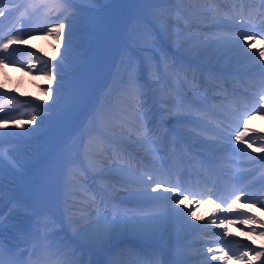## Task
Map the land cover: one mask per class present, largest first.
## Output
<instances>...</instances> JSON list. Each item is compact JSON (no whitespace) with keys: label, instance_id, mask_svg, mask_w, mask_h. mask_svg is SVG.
Segmentation results:
<instances>
[{"label":"bare ground","instance_id":"1","mask_svg":"<svg viewBox=\"0 0 264 264\" xmlns=\"http://www.w3.org/2000/svg\"><path fill=\"white\" fill-rule=\"evenodd\" d=\"M36 2L41 3L46 17L39 19L35 25L24 29L22 35L17 39L22 40L23 43H13L9 45L8 50L13 60L23 61L27 59L28 65L23 71L19 65L3 64L0 66V94H2L0 100L4 102L6 108L5 112H0V118L8 121L6 124H0V134H2L0 135V155L3 156L4 162L9 163L8 165L12 164V172L24 178L23 191L27 186L25 179L29 178L25 171L38 153L44 156L37 171V179L45 182L50 196L55 195L51 210L54 215L63 220L65 228L73 234V237L88 248L80 250V257L82 258H79L78 262L85 264L87 257L96 255L105 259L106 256H112L113 263L118 261L116 252L123 244H126L128 238L138 237L123 233L122 227L129 226L130 223H120L119 220L125 218L115 219L117 225L110 228L103 242L94 241L95 232L100 228L112 225L114 220L112 215L115 212L113 207L130 211L146 204L157 212V220L152 228L154 227L153 231L160 232L161 235V237L159 235L152 237V242L162 241L163 244L166 243L168 251L173 247L201 249L202 251L195 253L197 260L191 264H198L200 256L210 253L209 248L212 249L211 252H215L216 241H226L227 238L231 239L232 243L226 248H230L234 252V257L229 264H264L262 253L258 259H253L256 255L251 250L244 251V248L250 246L248 242H250L251 248L259 247L264 250V240L260 239L261 235H259L258 229L249 224L248 221L244 224L239 223L241 216H237L233 221L234 228L236 227V231L240 233L237 235L229 231L225 222L221 224L220 219H217L229 220L231 213L227 211L220 212L211 207L212 210L209 213L201 212L197 208L201 205L206 207V205L197 202L198 200H189L180 209L182 213H188L187 210L190 209L191 214L175 215L164 207L168 203L167 201L152 200L149 197L137 195L143 189V184L140 182L141 177L146 179L148 175H151L155 181H158L156 169L162 168V166H165V170L162 172L165 175L163 179L165 187L168 184H184L181 183L183 182V174L185 172L190 174V170L194 166L187 161V153L190 150L184 148L182 140L176 137L177 133L192 139L190 140L191 144L196 146V148L194 147L196 151H191L195 160H197L196 157H200L199 152L201 155L211 154L208 155L212 158L210 167L207 168L208 171L224 173L226 176L230 175L229 163H235L236 169H244V173L251 176V173L258 168L264 157V153L254 151V147L240 148L233 156H230L225 148L217 150L213 144L220 145L216 139L218 132L209 125L207 120L200 117L202 108L207 106L211 108L208 96L213 92L218 95L219 102H222L223 105L229 104L227 90L216 87L211 91L206 83H198V80L202 79V71L216 69L217 66L227 68L229 65L231 67L235 64L238 56H241L239 58L240 64L252 65L264 70V59H261L259 54L254 63L248 64V60L253 55L246 53L239 55L238 51L240 50L237 45L230 43L237 30L229 33L226 32L229 31V28H216V22L208 23L210 20L218 19L216 16L222 11V8L219 9L217 0L214 2L212 0H153L152 6L147 11L139 9L136 0H69L71 3L69 5H65L64 0H37ZM230 3L233 2L230 1ZM106 4H126L127 15L141 12L151 24L155 37L153 39L138 38L131 42L132 46L136 47L135 52L138 51L135 59L139 65L140 79L143 81L144 87L135 91L131 89L123 92L120 109L108 110L105 108L109 113L101 118L96 127L100 138L98 139L99 149L90 153L87 151L78 153L77 164L68 171L67 176L70 182L80 185H76L78 190H74L71 194L69 198L71 202L66 203L59 194H56L57 190L55 191L53 185L55 170L49 164L52 163L56 152L53 144L49 145V149L45 148L46 136L50 133V128H53V125H60L64 128L65 136L70 137L79 132L78 130L83 123L89 122L91 110L101 101L102 89L114 69L113 66L116 64L124 37L120 33L119 27L121 25L114 28L110 33H106L103 28H100V35L105 40L104 45L98 54L92 55L82 64H79L74 59V54L71 53L74 48L72 41L67 63L71 64L72 67H76L77 63L83 67L88 66L89 71L92 72L86 81L72 87L65 75L67 68L59 63L63 43L54 34L46 35L45 33L58 23L70 24L71 28L80 29L83 24L82 19L84 20L85 16L78 12L79 7L105 6ZM27 7V2L19 1L14 7V15L21 14ZM263 10L264 0H261L256 13ZM9 11L10 9L5 6L1 12L6 14L0 15V22L8 19L7 13ZM227 11L229 14L231 13L230 9ZM13 19H15L14 16ZM33 20L36 19H31V21ZM244 28L250 34L254 33L253 28L249 25L245 24ZM0 35L2 36L1 43L7 42L8 38L3 36L1 31ZM73 36L77 37V34L75 33ZM251 46H256L260 51L264 49V42L255 40ZM2 51L0 50V52ZM152 56H155L156 60ZM37 59L45 62L42 71L29 72L27 66L36 63ZM50 65L55 66L53 70L62 75L64 80L63 86L60 88L59 100L55 103L45 91V89L57 86L54 80L47 78L50 74ZM39 66L38 64L37 67ZM193 69L196 73L193 72ZM67 90L68 92H66ZM145 90L152 97L154 108L161 112L162 117L170 127V130L166 128L167 132L164 136L161 134L153 136V130L148 129L149 127L144 124L141 117ZM61 93L65 96L63 97ZM200 94H203L204 98ZM14 97L18 100H27L30 104L39 105L41 110L36 109L37 120L32 125L26 123L30 118L28 112L20 115L24 108L8 103ZM85 99H87L88 109L79 114L78 122L73 123L67 115L70 109L65 104H82ZM44 110L49 111V116L46 117L41 113ZM224 110L228 111L227 108ZM22 122L25 125L23 128L19 127ZM233 124H237V121L235 120ZM157 128L164 131L163 127ZM30 129L31 131H29ZM157 139L159 140L157 141ZM242 141L245 142V136H243ZM174 144L177 150L175 156L177 168L174 167L173 153H170V148H174ZM123 149L138 155L141 161L132 158ZM115 159H119L125 164L117 169H115L116 166L112 167V173L106 174L104 168L108 166L111 160ZM8 165L6 164V166ZM97 167L103 168V171H99ZM89 168L96 175H93ZM1 175H6L5 177L12 180L11 175H7L0 168ZM106 176L110 178L105 180L103 177ZM261 180L264 183V175ZM14 187L16 185L12 186V189L9 188L7 183L0 178V209L12 204L11 197L13 195L11 193L13 190H20V188ZM131 189H134V192L128 198L133 201V204L121 206L122 203L118 205L114 201V198L122 197L125 191ZM102 190L111 195V198L106 197L103 201L113 206L106 211L110 216L97 212V206L93 202ZM159 191L163 196L172 195V193L164 191L163 188ZM148 192L152 196L157 195V193L152 192L151 188H148ZM256 203L260 204L259 202ZM242 212L245 213V210ZM213 214L216 215V224L211 223ZM225 217L227 218L225 219ZM11 219L7 223H9V227L16 230L17 222L15 219ZM136 220L137 218L132 217L129 222L136 223ZM82 221H86L89 227H87L86 232L75 230L77 224ZM251 229H256V231L253 232ZM199 230L204 231L203 239L205 238L206 241L204 244H202L203 239L200 241L197 238L200 236L197 235ZM149 232L153 235L151 231ZM243 234L248 239H245ZM146 238L145 235L143 239ZM219 238L220 240H218ZM2 239L0 233V243L3 242ZM91 249L99 250L100 254L91 252ZM148 250L153 252H148L141 247V250H138L135 255L140 260H146L153 264H172L165 259L163 250L151 247ZM202 252L204 253L199 254ZM244 252H247V255L239 259L238 257ZM192 258V255L185 258L189 260L188 264ZM72 259L77 261L76 257H72ZM222 261L221 256H218L212 261V264H222ZM126 262L125 260L124 263ZM137 264L147 263L137 261ZM200 264H204V262Z\"/></svg>","mask_w":264,"mask_h":264},{"label":"rangeland","instance_id":"2","mask_svg":"<svg viewBox=\"0 0 264 264\" xmlns=\"http://www.w3.org/2000/svg\"><path fill=\"white\" fill-rule=\"evenodd\" d=\"M7 1H9V0H2V1H0V3L7 2ZM15 1H18V0H12V3H15ZM149 5H150V0H138V6L139 7H146V6H149ZM2 7H4V5L0 6V12H1V8ZM115 9H116L117 12H116V14H115V16H114V18L112 20L111 25L115 23L116 19H118L119 17H121L125 13L124 12V7L121 4L117 5L115 7ZM107 12L108 11H106L105 14H107ZM88 13H91V15L97 21H99L98 19H100V17H102L101 12L97 11V10L90 9L88 11ZM131 17H133V16H129L128 17L127 23L125 25L126 28H128V29H126L127 34L129 36L137 35V34H145L143 29L147 30V28L143 25V23L140 21V19L139 18H131ZM26 20H27V18L20 19L17 23L15 22V24L8 30H6V28H5L6 25H3L4 23H0V26H1L0 31H2V30L5 31L6 32L5 35L8 36V39L9 38L17 39L21 35V32L23 31L24 23H26L25 26H27V24H28V22ZM34 23L35 22H33L32 24H34ZM148 32H149L148 34H151V31L148 30ZM79 37L82 38V42L79 43V39H78L77 48L76 49L74 48L75 52L73 51L74 52L73 54H75L76 57L79 56L78 58L89 59L91 57V55H94L95 51L98 49V47L97 48H94V47H89L88 48V44L91 41H95L96 39H98L97 38V33L92 27H90L89 30L80 33ZM1 39H2V37H0V43H1ZM245 48H247V47L245 46ZM77 49L79 51L78 55H77ZM71 53H72V51H71ZM83 53L85 55H83ZM119 54H121V53L119 52L118 55ZM152 57H155V56H152ZM125 60H127V59H125ZM116 63H117V61H116ZM0 66H1V64H0ZM88 74H90V71L88 69H80V70L74 71L73 74H72V78L73 79H71V80L72 81H80V79L81 80H85L87 78ZM137 74H138V71L134 70L132 68L131 64H129V63H123V65H121V64L119 65L118 64L117 68L113 72V76H112L111 81H110V89L108 91L104 92L105 95L103 96L102 102L106 101L109 104H111L113 106H116L117 104L114 102L115 96L119 93L120 90H123L122 85L120 83H125L127 81V79H131L132 81H135V78L137 77ZM211 77L214 80H218L219 79V78H217L215 76V73H212ZM203 82H204L203 79H199L198 80V83H203ZM139 86L141 87L140 83H139ZM139 89H136V90H139ZM62 94L63 93H61V95ZM119 94H118V96H119ZM64 96H65V94H63V97ZM14 99H16V98H14ZM19 101L23 102V108H28V105H29L28 102H26L25 100H19ZM143 102H145V104L147 106V108L143 109V111H145L147 114H150V109H151L150 108L151 107L150 98L145 96ZM33 105H35V104H33ZM86 105H87V99H85L82 104H78V105L77 104H65V106L70 108V111L67 113V115L69 116V118L71 119L72 122L75 123V122H77L79 120V115L78 114H80L79 112H81ZM37 109L41 110L39 107H37ZM98 110H100L101 114H97V111H96V120L97 121L104 114V111H103L102 107H100ZM41 113H43V115H45L46 117L49 116V112L47 110L46 111L44 110ZM213 123H215V122H213ZM214 128L221 129V126L219 124H215ZM49 132L50 133L48 134V140H49V144H50L51 142L53 143V142L59 140L63 136L64 128L61 127L60 125H57L53 129H50ZM81 133H84L85 136H84V138L81 137V139H80V134ZM93 133H94V130L92 129V127H88V126L82 127L81 130H80V133L78 134V138H79V142H77L78 144L70 143L68 145L63 146L62 149H61V152L56 157L57 162H58V166L56 167V171H57V175H58L56 184L58 183V185L62 189L63 193L65 192L66 194H68L69 191L72 190V187L70 186V183H68L67 170H69L70 168H72V167H74L76 165V162H77V159H78L77 158V153L79 151H81V152L85 151L83 145H85L86 143L82 144V142H86L87 139H92L93 140ZM235 141H236L235 139H232L230 141V143H233ZM228 143L229 142H227V144ZM49 144H47V145H49ZM86 146L90 147V149H93L91 147L89 141H88ZM70 158H71V160H69ZM41 159H42L41 153H38L36 155V158L30 163V165L28 166L27 170L25 171V173H28L29 178L31 179L30 183H31L32 187L36 188L35 191L37 193H35V194L30 193V194L26 195L24 198L27 201L37 200V202H34V206L38 210H42V209H44V207H47L46 206V203H47L46 194H44L45 190L42 188L41 184L37 183L36 180H35L36 169L39 166V163H40ZM2 162H3V160H2ZM115 164H117V162L112 164V165H115ZM0 168L5 170V171H7V172H10V168L6 169L5 167H2V164H0ZM59 176H60L61 179L59 178ZM16 178H15L14 181H15V184H18ZM68 198H69L68 195H66L64 197V199H67V202H70V199H68ZM39 201H41V202H39ZM97 204L99 205L100 208L102 207L105 210H108L110 207H113V206H110L109 204L108 205H103V204L101 205L99 202H97ZM182 205H183V202L181 203V201H180L179 205H173V206L181 208ZM21 209H22L23 212L26 211L25 207H21ZM6 210H9V208L6 209ZM6 210L4 211V214H2L3 215V217H1L2 219H0V229L4 228L2 225H4L7 217L9 216V212L6 211ZM197 210H199V209H197ZM115 214H121V215H124V216H129L131 214L132 215L134 214V215H136L134 218H136V217L141 215L140 217L137 218L136 223L133 222V223H131L132 226L129 225L130 230H129V227H122L123 233L130 232L131 229L132 230L135 229V234L131 235V236H138L136 234H141V235H143V237L146 235V237L148 239V238H152L154 236L159 235V232L153 231L154 227L152 228V226L154 225L155 221L157 220L156 219L157 218V214H155V212H151L149 210H142V211H139V212H132V213H124V212L117 211V212H115ZM116 217H119V216H116ZM16 219H19L23 223V225L26 226L30 220L32 221L33 214L32 215H28L26 217L25 216H19ZM124 220L129 222V219L128 220L124 219ZM139 221H141V222L139 223ZM138 223H139V227L136 226L134 228V224L137 225ZM87 227H88L87 222L86 221H82V222L77 224L75 230H77V231L82 230L83 232L84 231L86 232L87 229L89 228V227L88 228ZM52 229H53V231L51 232V236L50 235L48 236V239L50 241L49 242H44L47 245L51 243V240L53 238L57 237V235H56L57 231H55V229L53 227H52ZM149 231H151L153 233V235H151V233ZM37 233H39V232H37ZM40 233H42L44 235L48 234V233H46V231H43V232L41 231ZM2 234L5 235L4 233H2ZM126 234H129V233H126ZM4 239H6V240H4V242H5L4 244L7 245V250H8L7 255L2 256L4 264H10V263L11 264H15L16 260H12V259H14L17 256H16V254L14 252H12L10 250V249H12L11 240H9L6 237ZM57 240L58 239H55V241H57ZM7 242H10V243H7ZM55 245H57V244H55ZM60 245H61V249H64L63 243L60 244ZM124 245L125 244L122 245L123 248L121 247L119 249V251L116 252L118 261H115V263H117V264L120 263V262H122V263L125 262V260L121 259V257L122 258L126 257V253L125 252H127V253H131V251H133V252L135 251L136 252L137 249H135V248L139 247V245H136V244H131V245H127V246H124ZM49 246L50 247L51 246L54 247V245H52V244H50ZM52 252H53V250H52ZM57 252H59V251H57ZM129 262H130V264L131 263L136 264L137 260L129 261Z\"/></svg>","mask_w":264,"mask_h":264},{"label":"snow or ice","instance_id":"3","mask_svg":"<svg viewBox=\"0 0 264 264\" xmlns=\"http://www.w3.org/2000/svg\"><path fill=\"white\" fill-rule=\"evenodd\" d=\"M65 3H68L69 0H64ZM6 13L4 12H0V15H5ZM69 29H71V25L68 24L66 25L65 23H58L55 24L52 28L49 29V31L47 33H45L46 35H55L57 39L61 40L63 43V49L61 51V59H60V65L68 67L69 69H72V65L67 63L68 60V53H69V48L72 45V39H71V34L69 32ZM250 39H255L254 36H249L248 34H244L243 35V40L245 41V43L247 41H249ZM234 42L236 43V45L243 49L245 47V44H241L240 43V37H236L234 38ZM13 43H23L22 40H17V39H13V38H9L7 40V42L5 43H0V50H3L2 52H0V64H11L13 66H21V70L23 71L26 67V65H24L23 61H18V60H13L11 58V54L8 52L9 50V45L13 44ZM248 48H251V44H247L246 45ZM7 53V54H5ZM259 57L261 59H264V49H261L259 51ZM255 59V57H253ZM45 62L40 61L39 59H37L36 63H31L30 66L28 67V71L29 72H41L43 69ZM40 65L39 67H37V65ZM55 68V66H51L50 65V74H48L47 78L49 80H54L56 82V87L51 88V89H45V91L48 92L49 96H51L53 98V102H58L59 100V94H60V88L63 86L64 80H63V76L60 75L59 73L55 72L53 69ZM130 87L132 88V90H136L135 89V81L130 82ZM2 95V94H0ZM9 104L16 106V107H21L23 108V102L16 100V99H12L10 101H8ZM37 107H39V105H33V104H29L28 108L24 109V111L20 112V115H24L25 112H28V114L30 115V118L26 121V123L28 125H32L36 120H37V114L36 113V109ZM6 108H5V104L2 100H0V112H5ZM251 114H245L244 117H241L243 119V126L244 128L247 127L248 124V120L252 118L253 115H264V93H261L259 95V100H254L253 101V108L250 110ZM8 121L4 120L2 118H0V124H6ZM14 123V121H13ZM24 122H22L19 127L23 128ZM31 131V129L29 130ZM246 133L239 131L237 132V134L235 135V140L236 141H242L243 140V136ZM253 134L260 136L261 140H264V135H261L260 133H256L255 130H253ZM2 135V134H0ZM253 143H255V141H253ZM248 147H252V144L249 143ZM261 152H264V147L260 148ZM3 160V156L0 155V162H2ZM140 182L143 184V189L137 193V195H141L144 197H149L152 200H164L167 201L169 204V209L168 211H170L171 213L175 214V215H190L191 213H182L181 209L178 207H174L173 205H179L180 204V200L181 199H188V196H192V195H197L196 193H191L188 192V190L186 188H183L181 186L180 183H175V184H168L167 187H164V183L165 182H159V181H155L153 179V177L151 175H148L147 178L145 179L144 177H141ZM148 188H151L152 192L157 193L156 196H152L150 192H148ZM166 192L172 193V195L169 196H163L160 193V189H162ZM187 193V194H185ZM245 196V194L243 192H241L239 195H235V199L232 201V203H228L227 199H220L219 197H217L218 199V203H217V209L221 212L225 211V207H226V211L228 213H233V212H238L240 214V216L242 217L241 219H239V223L240 224H244L247 221H255L256 218L248 213H243L242 210L239 209H235L233 207V205L237 202L240 201L241 198ZM197 202H202V197L201 200L197 201ZM255 203V202H254ZM262 207H264V204L261 205ZM227 217H225L226 219ZM120 223H127V221L124 220H120ZM212 224H216L217 220H216V215L213 214L212 220H211ZM220 223H224V219L220 220ZM117 225V221L114 219L112 221V225L108 226V227H104V228H100L99 230H97L95 232L94 235V241L95 242H103V240L105 239L106 235L108 234V232L110 231L111 227H115ZM251 231L255 232L256 229H251ZM259 235L264 236V232H260ZM0 249H2V245H0ZM209 252L212 251L211 248L208 249ZM247 255V252H244L241 254L240 257H238L239 259H242L243 256ZM261 253L257 252L256 256L253 257V259H258L260 257ZM227 256V253H224V255L221 256V259H224ZM212 259H215V257H213ZM0 264H4V261L2 259V251H0Z\"/></svg>","mask_w":264,"mask_h":264}]
</instances>
